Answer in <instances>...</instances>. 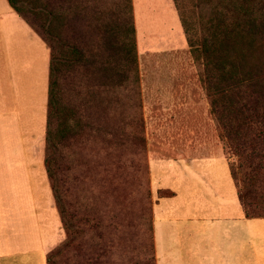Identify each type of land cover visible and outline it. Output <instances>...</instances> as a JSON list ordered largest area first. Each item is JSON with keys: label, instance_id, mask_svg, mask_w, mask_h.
I'll return each instance as SVG.
<instances>
[{"label": "rangeland", "instance_id": "374dc122", "mask_svg": "<svg viewBox=\"0 0 264 264\" xmlns=\"http://www.w3.org/2000/svg\"><path fill=\"white\" fill-rule=\"evenodd\" d=\"M250 1L16 0L38 32L50 29L62 62L52 127L66 132L56 135L50 158L73 228L70 245L54 264H153L149 149L178 146L186 143L183 133L199 132L206 143L214 135L227 163L236 162L218 119L222 102L203 71L208 49L203 41L210 37L208 22L222 6L229 29L244 25L249 13L264 20V0ZM39 6L46 10H40L41 15L35 14ZM45 75L25 78L27 87L33 91L41 77L46 87ZM239 92L242 97L234 96L233 102L242 105L245 92ZM44 116L42 110L43 122ZM44 133L41 124L28 148L41 196H48L59 222L60 238L52 250L66 234L44 171ZM261 148L264 154V145ZM233 167L235 184L242 190L243 171ZM246 202L263 206L264 186L256 185ZM40 211L44 228L48 221Z\"/></svg>", "mask_w": 264, "mask_h": 264}, {"label": "crops", "instance_id": "0c3cea01", "mask_svg": "<svg viewBox=\"0 0 264 264\" xmlns=\"http://www.w3.org/2000/svg\"><path fill=\"white\" fill-rule=\"evenodd\" d=\"M39 41L0 0V264H45L60 238L28 148L46 118L49 51ZM38 73L46 87L41 77L32 91L25 78ZM183 136L186 143L147 151L153 264H264V217L244 216L215 136Z\"/></svg>", "mask_w": 264, "mask_h": 264}, {"label": "trees", "instance_id": "16d2710c", "mask_svg": "<svg viewBox=\"0 0 264 264\" xmlns=\"http://www.w3.org/2000/svg\"><path fill=\"white\" fill-rule=\"evenodd\" d=\"M11 9L38 34L39 38L47 45L49 51L48 76H47V101L45 118V155L43 166L46 178L49 181L50 193L58 214L61 227L66 234L65 239L45 254V264H54V259L71 243L72 215L67 213L62 204L59 186L55 177L54 167L50 154L56 150V135L66 131H55L52 127V117L57 112V81L61 60L56 56L50 29L44 27L38 32L32 24L28 23L16 0H6ZM39 3V0H35ZM55 1V0H51ZM257 0H251L253 4ZM259 1V0H258ZM217 12L208 22L210 37L203 41L208 49H204L203 71L208 74L213 89L219 96L222 106L218 119L228 144L231 155L235 158L234 164H228L229 174L237 189V197L244 216L248 219L264 217V205L258 206L254 202H246L253 197L254 190L264 186V154L261 146L264 145V20L255 19L250 13L244 25L236 24L229 29L226 22V7ZM45 12V7L39 6L37 15ZM45 15H52L47 12ZM251 15V16H250ZM131 32V29H130ZM35 33V34H36ZM47 37H46V36ZM258 53H256V47ZM192 45H189V48ZM252 61L250 68L248 63ZM59 65V66H58ZM247 68V69H246ZM239 90H244V104L233 102L234 96H241ZM216 100L211 101L214 106ZM220 134H218V138ZM243 171L241 181L242 190H238L235 181L234 167ZM168 193L166 192L165 195ZM159 196V195H158ZM164 196L160 195L159 197Z\"/></svg>", "mask_w": 264, "mask_h": 264}]
</instances>
